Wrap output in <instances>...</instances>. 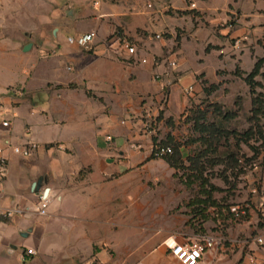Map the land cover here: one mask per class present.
I'll list each match as a JSON object with an SVG mask.
<instances>
[{"label":"crops","instance_id":"crops-1","mask_svg":"<svg viewBox=\"0 0 264 264\" xmlns=\"http://www.w3.org/2000/svg\"><path fill=\"white\" fill-rule=\"evenodd\" d=\"M177 29L185 34L171 54ZM91 32L89 50L67 43ZM114 34L143 45L159 35V48L139 51L133 44L139 59L129 60L106 48ZM209 44L217 46V76L225 58L220 55L227 52L236 55L241 71L251 72L264 53V0H0V117L10 121L0 137L15 146L37 145L29 158L5 152L0 209L20 213L0 219V264H180L165 246L168 239L145 253L127 242L126 220L134 216H127V198L141 193L125 188L126 174L149 156L132 148L149 146L141 122L128 118L138 114L134 97L141 77L167 69L154 56L169 54L177 63L178 80L170 91L177 110L179 91L193 85L197 92L198 76L207 80L211 74L198 63ZM11 87L19 93H10ZM260 170L261 197L252 200L264 217V165ZM46 189L49 204L41 217L36 205ZM245 230L248 236L252 229ZM26 249L35 255L25 257ZM248 249L242 264H264V246Z\"/></svg>","mask_w":264,"mask_h":264},{"label":"rangeland","instance_id":"rangeland-1","mask_svg":"<svg viewBox=\"0 0 264 264\" xmlns=\"http://www.w3.org/2000/svg\"><path fill=\"white\" fill-rule=\"evenodd\" d=\"M218 29L220 26L215 28L216 33ZM176 34L171 54L179 50L180 39L185 32L177 29ZM161 37L169 39L167 34ZM156 40L154 38L147 45L136 44L130 40L129 42L139 51L144 49L150 52L151 49L159 48ZM169 56H154V60L160 63ZM223 57V70L218 71L217 76V46H207L205 58L198 63L209 66L211 74H208L207 80L203 79L204 74L198 76L200 88L192 95L186 96L183 91H179L178 108L175 107L177 110H173L170 103V91L178 80L176 72L173 85L168 88L161 89L159 86L156 90L155 84L159 82L152 73L141 77L139 82H143L142 86L136 85L140 90L134 97L138 114L132 113L128 121L141 122L140 134L146 136L145 141L149 146L132 145L134 150L149 151V156L147 161L130 173L127 171L125 178L127 190L133 189L141 193L135 199L127 198L125 207L127 216L129 212L134 214L126 220L127 242L133 244L137 251L145 253L155 245L184 233L194 236L220 235L224 242L214 255L209 256V262L242 264V259L249 253L248 248L254 243L258 230L264 227L261 207L252 200L253 197H261L260 169L264 165V145L256 138L239 140L237 145L233 135L212 133L209 130V125L214 124L220 130L242 134L251 127L248 122L251 94L243 78L252 71H241L240 61H237L235 54L227 52L220 55L221 59ZM262 71L264 64L254 80L262 85L261 88H256V92L264 93ZM134 77H130L131 83ZM217 77L222 79L218 84ZM12 89L18 90L11 87L8 91ZM237 100L240 111L234 120L225 121L217 112H213V104L220 105L223 112L235 111L234 103ZM125 116L118 117L120 126H124L121 121H126ZM201 116H205V119ZM261 125L264 129V119L261 120ZM146 127L150 133H147ZM174 144L181 146L183 162L171 168L164 161V156L156 157L152 150L165 146L173 148ZM67 154L70 155L71 152L67 151ZM230 154H234L246 167L239 176L232 168L225 167L226 158ZM198 155H202L201 160L196 166H191L189 157ZM218 161L224 162L218 164ZM253 165L257 166L256 170H253ZM252 184L257 186L256 195L250 193ZM231 206H246V215L235 220L229 214ZM229 228L234 230V241L228 240ZM243 229L252 230L246 236Z\"/></svg>","mask_w":264,"mask_h":264},{"label":"built area","instance_id":"built-area-1","mask_svg":"<svg viewBox=\"0 0 264 264\" xmlns=\"http://www.w3.org/2000/svg\"><path fill=\"white\" fill-rule=\"evenodd\" d=\"M95 38V33H87L79 35L75 38H67V43L70 45H77L86 50L90 49V45ZM156 39H159L160 36L156 35ZM105 46L108 50L118 49L125 54V57L129 60H138V53L136 47L129 42V40L119 34H114L105 41ZM142 64L146 63V59H141ZM156 63V61H154ZM167 65L166 71L154 75V78L157 82L160 83L161 89L171 87L174 80V70L177 68V63L174 58L167 59L165 61ZM10 92L18 94L19 92L16 89H12ZM183 93L186 96H190L194 93V86L189 85L183 89ZM10 121L8 119H3L0 117V128H8ZM147 133L148 127H146ZM107 140L110 141L111 138L107 137ZM37 149V145L32 142H26L23 145H12L9 141L0 137V186L1 179L6 175L8 159L5 155L7 150L11 151L14 155L20 156L22 158H29ZM152 153L156 157L170 155L172 153L171 147H156L152 150ZM253 170L257 169L256 165H253ZM246 167L242 165L239 161V164L234 168L235 173L240 171H245ZM250 193L253 195L258 194V189L255 184L251 185ZM49 204L47 197L40 196L38 204L36 206V213L38 216H46V210ZM247 207L240 206H231L229 208V214L234 217L235 220L246 215ZM20 213L17 209H0V219H9L13 215ZM224 239L220 235H203V236H193L187 239L184 242H178L176 238L168 239L165 242L166 248L169 250L170 255L178 261L180 264H211L206 260L207 257L214 255L222 246ZM254 243L257 246H264V234H259L256 236ZM25 257H31L35 255V252L32 249H26L23 253ZM98 264V263H91Z\"/></svg>","mask_w":264,"mask_h":264},{"label":"trees","instance_id":"trees-1","mask_svg":"<svg viewBox=\"0 0 264 264\" xmlns=\"http://www.w3.org/2000/svg\"><path fill=\"white\" fill-rule=\"evenodd\" d=\"M264 64V57L257 59L254 68L251 73H249L246 77L243 78V81L250 89L251 94V108H250V117L248 118V122L251 124V127L244 133L240 134L237 132H228L224 130H220L214 124L209 125V130L212 133L223 134V135H233L236 140L237 145L240 143L239 140H250L252 138H256V140L261 142V145H264V129L261 125V120L264 119V93L256 92V88H261L262 85L259 82H256L254 79L260 74V69ZM238 74V73H237ZM240 75V73L238 74ZM241 76V75H240ZM236 110L235 111H227L223 112L222 107L218 104H213V112H217V115L221 117L225 121H231L237 118L238 113L240 111L238 100L235 101ZM202 119H205V116H201ZM204 128V126H202ZM169 147V146H165ZM181 146L179 144H174L172 148V153L170 155H165V162L171 168H175L178 164L183 162L181 152ZM202 155H198L197 157H189V161L191 162V166H196L199 161L201 160ZM226 165L225 167L236 168L239 164L236 156L234 154H230L226 158ZM224 161H218V164H222ZM243 172L240 171L236 173L237 176L242 174Z\"/></svg>","mask_w":264,"mask_h":264},{"label":"water","instance_id":"water-1","mask_svg":"<svg viewBox=\"0 0 264 264\" xmlns=\"http://www.w3.org/2000/svg\"><path fill=\"white\" fill-rule=\"evenodd\" d=\"M30 47H31V45L30 44H28V45H26L25 46V51H28L29 49H30ZM35 186H39V183H34L33 184V188L35 187ZM47 194H48V189H46L44 192H43V197H47Z\"/></svg>","mask_w":264,"mask_h":264}]
</instances>
